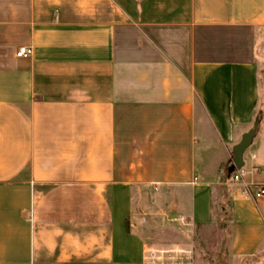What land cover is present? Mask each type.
<instances>
[{
	"label": "crops",
	"instance_id": "0c3cea01",
	"mask_svg": "<svg viewBox=\"0 0 264 264\" xmlns=\"http://www.w3.org/2000/svg\"><path fill=\"white\" fill-rule=\"evenodd\" d=\"M142 185L264 264V0H0V264H144Z\"/></svg>",
	"mask_w": 264,
	"mask_h": 264
},
{
	"label": "rangeland",
	"instance_id": "374dc122",
	"mask_svg": "<svg viewBox=\"0 0 264 264\" xmlns=\"http://www.w3.org/2000/svg\"><path fill=\"white\" fill-rule=\"evenodd\" d=\"M219 204V198L215 196L214 217L217 224L206 233L189 231L185 216L176 208L177 199L171 198L160 185H142L135 210L150 247L156 250L176 247L190 250L194 256V264H232V217L228 197L222 199L221 206L224 210Z\"/></svg>",
	"mask_w": 264,
	"mask_h": 264
},
{
	"label": "built area",
	"instance_id": "2783aa9c",
	"mask_svg": "<svg viewBox=\"0 0 264 264\" xmlns=\"http://www.w3.org/2000/svg\"><path fill=\"white\" fill-rule=\"evenodd\" d=\"M33 53L32 48L22 46L17 50L18 58L30 57ZM241 170H236L229 179L238 182L241 179ZM255 199L262 198L264 196V187L260 186L257 189H250L247 191ZM182 220L185 219L182 217ZM189 225V222L187 221ZM144 264H194V256L192 251L182 249L179 247L169 250H156L150 246H147L145 250Z\"/></svg>",
	"mask_w": 264,
	"mask_h": 264
},
{
	"label": "water",
	"instance_id": "95a60500",
	"mask_svg": "<svg viewBox=\"0 0 264 264\" xmlns=\"http://www.w3.org/2000/svg\"><path fill=\"white\" fill-rule=\"evenodd\" d=\"M260 125V119H257L253 128L245 133L240 142L233 148V164L229 169V175L231 176L236 170H241L245 166L244 155L248 148L252 145L255 137L257 136Z\"/></svg>",
	"mask_w": 264,
	"mask_h": 264
},
{
	"label": "trees",
	"instance_id": "16d2710c",
	"mask_svg": "<svg viewBox=\"0 0 264 264\" xmlns=\"http://www.w3.org/2000/svg\"><path fill=\"white\" fill-rule=\"evenodd\" d=\"M232 166L231 162H229L228 164L224 165L223 166V177L222 179L225 181L226 179L230 178V175H229V169L230 167Z\"/></svg>",
	"mask_w": 264,
	"mask_h": 264
}]
</instances>
